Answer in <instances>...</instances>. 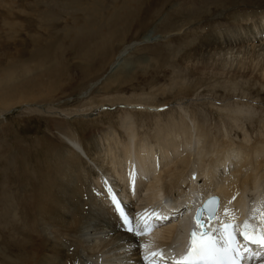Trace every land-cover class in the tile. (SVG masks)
Returning <instances> with one entry per match:
<instances>
[{"label":"rangeland","instance_id":"obj_1","mask_svg":"<svg viewBox=\"0 0 264 264\" xmlns=\"http://www.w3.org/2000/svg\"><path fill=\"white\" fill-rule=\"evenodd\" d=\"M250 9L264 10V0H0V264H5L3 258L22 264L21 246L25 250L36 244L28 237L35 232L30 229L34 219L23 215L22 201L41 198L40 186L55 177L64 182L66 175L57 177L65 161L55 155L57 138L73 145L84 168L95 172L90 180L98 201L107 207L114 201L130 206L143 222L185 196L189 177L175 188L162 186V208L159 202L147 201V184L159 172L163 175L162 169L172 166L177 155H188V168L206 169L212 183L219 181L212 187L233 174L242 150L236 158L228 157L224 169H212L227 148L231 152L264 141V81L248 74L242 64L246 55L235 48L211 51L209 59L191 53L203 27L225 23L228 14ZM147 35L155 39L144 42ZM124 49L119 63L115 58ZM205 59L206 66L201 62ZM123 114L132 121L131 142L150 141L157 162L154 175L140 178V190H129L130 183L124 186L121 175L113 172L109 178L105 173L113 166V152L102 150L105 140L118 145L127 141L119 122ZM171 119H183L190 133L175 131L181 126L177 123L168 126L172 130L158 132L160 123ZM90 134L98 140L92 155L83 147V138ZM162 135L179 142L175 151L157 149L154 140ZM197 148L202 150L199 155L194 154ZM199 179L191 183L200 186L203 177ZM165 224L153 227L170 223ZM175 237L152 245L142 242L137 256L143 260L152 254L151 259H157L159 245ZM107 255L109 251L104 258Z\"/></svg>","mask_w":264,"mask_h":264},{"label":"bare ground","instance_id":"obj_2","mask_svg":"<svg viewBox=\"0 0 264 264\" xmlns=\"http://www.w3.org/2000/svg\"><path fill=\"white\" fill-rule=\"evenodd\" d=\"M201 1L208 4L212 0ZM223 19L227 21L223 20L225 23H218L216 26L211 27L210 25L209 27H203L202 31L197 34L198 42L191 54H195L197 57L199 56L198 58L204 59L207 56L209 57L208 54L211 51H213V54H218L221 50H233L235 48L237 54L243 52L242 54L246 55V59H244L242 64L244 68L249 71L248 74L252 75L255 80L257 79L263 82L264 10L250 9L242 13L232 12ZM153 39L155 38L151 35H147L144 42H149ZM251 42L254 43L250 44ZM246 43H248V47L245 45ZM249 46H251V48ZM125 49L122 53H118L115 58L119 63L125 53ZM201 62L205 66L208 64L206 59L201 60ZM234 70L237 71V69ZM235 71H233L232 74L235 73ZM181 120L174 121L171 119L163 126H161L160 123L158 132H163L162 129H166L168 126H174V124L177 123V125L180 124L181 126L179 125V128L175 126V131H179L180 134L183 133L186 135L188 131H186L187 125L185 127L183 125L184 121ZM119 122L127 135V141L122 143V145H118V143L111 142L108 139L105 140L106 144L105 146L103 144L102 150L105 151L104 153L110 150L113 152L109 159L110 164L113 165L111 168L112 171L106 169L107 172L105 173L108 174V176H112L113 172L115 175H121L125 183H123L124 186L130 183L128 185L129 190L132 189L133 191L138 188L140 190V186L142 185L140 178L152 174L157 169V162L152 158V153L149 149V146L152 147V145L150 141L140 138L137 139L136 144L131 142L134 134L129 129L130 123L132 122L129 115L123 114V116H119ZM168 130L172 129L168 127ZM188 132L190 133V130ZM83 139V147L86 153L91 155L94 154L93 152L96 150L98 140L96 141L91 134L85 136ZM114 139L116 138L114 137ZM56 140L58 145L55 148V155L65 160L63 162L64 165L60 167L62 172L58 173L57 177L65 175L66 177L63 183L57 181L56 177L47 184L43 183L40 186L42 191L41 198L37 199L38 197H34L30 201H22L23 215L30 220L34 219L31 221L30 229L31 231L35 230V232L29 233L28 237L36 243L32 247L25 248V250L24 247L21 246L24 253L21 257L22 264H117L116 262H122L125 258L133 261H130V264H145L144 261L138 257L139 249H141L140 245L142 242L145 243V241H147L148 244L150 242V245H152L155 242L164 241L165 238H170L175 234L176 237L169 240L171 243L168 242V244L159 245V250L161 249L160 253L168 252L171 249L173 250V248L182 249L184 251L188 241V233L191 229L197 232L201 227L206 228L210 225V229L213 231L216 238H218L221 233L220 224L227 221H231L235 226L244 222L250 225V229H252L253 232H261L264 230V220L261 219V216H264V184L259 183V180L264 177V141L260 140L258 143L254 142L250 146H241V144L240 146L242 148L238 146V149L231 150V152H228L227 148L215 163L212 169L214 172H217L219 169L218 167L224 169L228 157L233 154L236 158L237 154L242 150L243 153L240 154L241 156L239 157L241 160L236 161L235 164L233 163V174L228 178L224 177L221 181L222 184L214 187L211 185H215V183L218 184L219 181L212 183V178L209 179L204 174L206 169L203 171L202 169L198 170L194 165L188 168V155H177L178 159L175 162L173 161L174 164L172 166H169L167 169H162L163 175H160L159 172L152 178V181L147 184V188L150 190L147 201H153V204L154 201L160 203L159 192L162 186L165 189L175 188L176 185H179V183L185 181L186 178L189 177V186L188 190L184 192L185 196L176 197L177 199L175 200L177 205L178 203L181 205L177 209L182 210L181 208L184 205L185 212L177 215L179 210L177 213L171 210L170 212H175L177 217L179 216L181 218L180 221L175 222L176 218L174 221L169 222L170 224L158 230H155L153 227L151 218L146 219L141 224V231L149 227H153V229L150 232L151 234L149 233L150 235L142 232L141 235L146 234L147 237H139L132 233L125 232L119 222L118 211H120L119 207L123 203L118 202L117 204L116 201H114V206L111 205L107 207L104 202L98 201L95 194V187L90 180L95 172L84 168L86 164L73 151V145L71 146L68 144V146L66 143H62L58 138ZM184 140L186 139L184 138ZM72 141L73 140H70V143ZM154 141H157V149L163 150L167 154L175 151L179 145V142L167 135L156 137ZM133 143L134 145L132 147L131 144ZM182 150H184V148ZM117 151H119V153H116ZM201 151L200 148H197L194 154L199 155ZM166 157H168V155ZM196 158L199 159V157ZM228 170L229 169H227V171ZM73 172L74 174L71 176ZM186 172L187 174H185ZM144 173H146V175ZM200 177H203L200 186L192 184L193 179L197 180ZM104 183L105 182L102 184L105 186ZM204 184L208 187L207 189L206 187L203 188ZM179 187L181 186H178V188ZM141 190H144V185L141 187ZM248 193H252L251 199ZM181 194L183 195L182 192ZM211 196H215L217 199L218 207L213 217L208 218L209 216L202 210V206L207 200H210L209 197ZM159 207H163L162 203L159 204ZM122 208L129 210L130 214H133L130 206H122ZM196 212H200L201 220H203L202 226L196 224L192 219ZM167 213L168 212H164L168 217L170 214ZM246 231L248 233L251 232L248 230ZM173 240H179V242L176 244ZM108 251L111 255H107V257L104 258V255ZM155 253V256L158 258L159 255L157 252ZM133 255H138V258H132ZM151 256L152 254L150 257ZM154 260H156V258ZM159 260L161 259L159 258ZM2 261L5 262V264H9L4 258ZM253 264H264V259L259 262L256 261Z\"/></svg>","mask_w":264,"mask_h":264},{"label":"snow or ice","instance_id":"obj_3","mask_svg":"<svg viewBox=\"0 0 264 264\" xmlns=\"http://www.w3.org/2000/svg\"><path fill=\"white\" fill-rule=\"evenodd\" d=\"M227 211V210H226ZM123 216V214H121ZM248 225L245 224L244 228L247 229ZM224 233L223 239L225 243L221 246H217L211 237H201L197 241L196 233L193 232V239L191 240V247L188 249L183 260L186 264H236L234 257L230 256L233 251V242L231 233L228 231L229 225H223ZM129 231L132 228L129 227ZM140 233L137 232V235ZM241 235H244L246 239H250L252 243L264 245V230L261 231L259 236H250L247 231H242ZM143 248V245H140ZM154 255V254H153ZM180 264V262H176Z\"/></svg>","mask_w":264,"mask_h":264},{"label":"water","instance_id":"obj_4","mask_svg":"<svg viewBox=\"0 0 264 264\" xmlns=\"http://www.w3.org/2000/svg\"><path fill=\"white\" fill-rule=\"evenodd\" d=\"M210 200L206 201L203 206H202V210L205 211L207 214H208V218H212L213 215L215 214L216 210H217V207H218V201L217 199L215 198V196H211L209 197ZM200 211V210H198ZM197 213V212H196ZM195 220H196V223L198 224H202L203 223V220H201L200 218V212H198L196 215H195Z\"/></svg>","mask_w":264,"mask_h":264}]
</instances>
